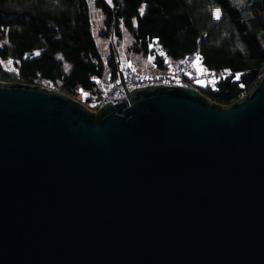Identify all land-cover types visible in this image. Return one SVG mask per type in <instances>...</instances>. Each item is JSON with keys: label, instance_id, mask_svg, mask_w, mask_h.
I'll return each instance as SVG.
<instances>
[{"label": "water", "instance_id": "obj_1", "mask_svg": "<svg viewBox=\"0 0 264 264\" xmlns=\"http://www.w3.org/2000/svg\"><path fill=\"white\" fill-rule=\"evenodd\" d=\"M0 264H264V72L228 106L158 84L96 112L0 81Z\"/></svg>", "mask_w": 264, "mask_h": 264}, {"label": "trees", "instance_id": "obj_2", "mask_svg": "<svg viewBox=\"0 0 264 264\" xmlns=\"http://www.w3.org/2000/svg\"><path fill=\"white\" fill-rule=\"evenodd\" d=\"M245 3L0 0V81L50 83L88 104L100 96L97 80L117 78L119 61L137 70L153 63L162 71V60L153 52L157 41L172 62L198 52L206 69L229 72L212 87L199 88L212 102L228 106L248 94L264 72V0ZM214 8L221 12L219 21L212 18ZM93 12L103 23L96 34ZM99 39L108 41V57L101 55ZM8 61L16 72L3 69Z\"/></svg>", "mask_w": 264, "mask_h": 264}, {"label": "built area", "instance_id": "obj_3", "mask_svg": "<svg viewBox=\"0 0 264 264\" xmlns=\"http://www.w3.org/2000/svg\"><path fill=\"white\" fill-rule=\"evenodd\" d=\"M212 18L219 21L221 12L218 8L212 10ZM154 55L161 58L163 70L157 71L156 64L137 70L130 64L118 62V76L114 80L105 83L98 81L100 96L93 97L91 103L85 104L78 100L89 110L96 112L104 104L110 102L112 106L126 102V92H131L134 88L158 84L177 86L188 90L199 92V88L215 85L221 78L230 76L229 72H217L206 69L202 65L201 56L198 52L187 55L180 62H172L167 57L164 49L157 41H153ZM119 74L122 78L120 79ZM77 100V99H76Z\"/></svg>", "mask_w": 264, "mask_h": 264}, {"label": "rangeland", "instance_id": "obj_4", "mask_svg": "<svg viewBox=\"0 0 264 264\" xmlns=\"http://www.w3.org/2000/svg\"><path fill=\"white\" fill-rule=\"evenodd\" d=\"M233 3H235L238 7H241V6H245V2L246 0H232ZM92 20H93V24H94V30H95V34L97 33L98 30H101L102 29V18L100 16V14L98 12H93L92 13ZM100 25V27H99ZM104 41L102 40H97V44H98V49L100 50V53L101 54H105L106 53V50L104 48V46L102 45ZM122 59L125 60L124 57H121ZM120 58V59H121ZM2 67L3 69L7 72V73H14L16 72L15 68L13 67V62L11 61H8V62H3L2 63ZM14 83H17V82H14ZM48 86L49 88L51 89H54V87L50 84H47V83H43L42 86ZM80 93V92H79Z\"/></svg>", "mask_w": 264, "mask_h": 264}, {"label": "crops", "instance_id": "obj_5", "mask_svg": "<svg viewBox=\"0 0 264 264\" xmlns=\"http://www.w3.org/2000/svg\"><path fill=\"white\" fill-rule=\"evenodd\" d=\"M101 25H103V23L101 24ZM99 27H100V25H99ZM102 31V29L101 30H98L97 31V33H100ZM102 41H104L103 43H102V45L104 46V48H105V50H106V53L105 54H101L104 58L105 57H108V55H109V49H108V41L107 40H102ZM135 65H137V64H135ZM109 80H110V78L108 77V75H107V77L103 80L105 83H108L109 82ZM98 81H100V80H97V82Z\"/></svg>", "mask_w": 264, "mask_h": 264}, {"label": "clouds", "instance_id": "obj_6", "mask_svg": "<svg viewBox=\"0 0 264 264\" xmlns=\"http://www.w3.org/2000/svg\"><path fill=\"white\" fill-rule=\"evenodd\" d=\"M78 101V100H77Z\"/></svg>", "mask_w": 264, "mask_h": 264}]
</instances>
